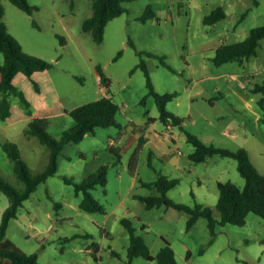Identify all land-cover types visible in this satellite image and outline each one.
<instances>
[{"label":"rangeland","instance_id":"rangeland-1","mask_svg":"<svg viewBox=\"0 0 264 264\" xmlns=\"http://www.w3.org/2000/svg\"><path fill=\"white\" fill-rule=\"evenodd\" d=\"M1 1L9 32L24 51L55 64L49 71L32 77L21 73L14 80L30 108L12 95L10 119L0 118V173L6 181L25 188L3 147L6 141L19 146L33 174L49 164L48 147L27 134L34 118H48L49 134L60 139L75 126L69 111L109 96L121 108L117 120L122 126L98 128L95 135L67 145L59 157L57 175L25 201L18 218L10 222L7 239L26 254L37 253L42 264H128L131 239L123 220L129 219L154 257L169 242L179 264H264V219L255 213L249 214L244 226L218 225L214 237L205 217L188 230L186 212L165 205L148 209L137 198L158 194L156 187L143 184L165 175L179 180L168 193L172 200L193 208L197 204L211 207L220 219L219 183L245 188L246 179L232 158L215 155L194 163L195 148L187 133L221 149H246L264 174V109L260 105L264 93L255 92L257 85H264V40L258 55L249 60L220 66L214 62L220 46L242 42L253 29L264 27V0L125 3L128 11L108 24L101 44L83 31L84 22L93 15V0H30L37 7L33 16L10 0ZM149 6L156 18L144 22L141 18ZM221 7L227 18L206 24V17ZM149 54L166 57L172 69ZM142 58L156 90L177 95L168 110L185 120L182 128L174 126L167 132L147 77L136 69ZM4 63L0 53V66ZM98 66L111 79L110 88L101 83ZM151 118L155 121L150 122ZM142 137L151 141L142 144ZM140 146L137 170L132 172L130 162ZM102 166L108 167L107 185L91 193L106 213L84 212L80 208L84 195L78 196L75 185L67 184L64 177L82 182ZM9 206V197L0 193V224ZM133 264L159 262L137 257Z\"/></svg>","mask_w":264,"mask_h":264},{"label":"trees","instance_id":"trees-1","mask_svg":"<svg viewBox=\"0 0 264 264\" xmlns=\"http://www.w3.org/2000/svg\"><path fill=\"white\" fill-rule=\"evenodd\" d=\"M16 7L33 16L37 7L33 6L30 0H10ZM137 0H93V15L83 24V31L93 36L96 43H103L108 24L114 19L122 16L128 10L124 6L125 3ZM6 10L0 0V53L5 56V63L0 66V118L7 121L12 115L11 97L12 95L21 98L27 108L30 104L24 97L23 93L15 85L14 80L19 74H25L32 77L37 72L49 71L54 68L55 64L48 60L29 55L23 49L20 41L14 37L8 29L5 22ZM156 18V13L151 6L146 9L142 21L146 22ZM227 18L226 11L221 7L216 9L212 14L206 17L205 23L214 25ZM64 44L65 40L61 38ZM264 40V27L253 29L246 40L230 45H223L217 49L214 62L220 66L231 62H244L258 55L261 42ZM131 46H135L130 42ZM123 52H119L116 60L122 56ZM143 55V52H140ZM149 57L158 58L161 63L172 69L168 64L166 57L149 54ZM141 63L136 69H142L147 77V86L150 96L156 99L157 105L161 112V121L166 125H173L182 128L185 120L174 115L168 110V104L177 98L176 94H160L153 83L148 63L145 59H141ZM101 83L110 88L111 79L108 78L101 66L97 67ZM255 92L264 93V85H257ZM147 99V98H146ZM145 99V101H146ZM260 105L264 109V99ZM120 106L112 97L105 96L96 101L78 106L69 111L68 114L74 119L75 126L66 130L62 138L57 139L50 135L48 130L50 122L48 118H34L29 124L28 135L38 137L41 142L46 145L50 151V160L47 168L39 174H33L29 165L22 158L19 146L11 141H6L3 145L8 157L14 162L18 179L24 183L25 188L20 190L11 185L0 173V193L6 194L10 199V206L3 215L0 224V264H42L39 255L26 254L18 246L7 239V231L10 222L18 218L19 211L25 201L30 199L38 187L47 182V180L58 173V160L65 150L66 146L71 143H80L86 136L95 135L98 128H121L117 117L120 113ZM31 114V112H29ZM155 119L151 118L150 122ZM264 122V117H263ZM187 140L193 144L195 152L191 155L194 163L206 162L210 157L219 155L221 157L232 158L238 162V170L246 179L245 188H241L234 183H219L220 197L217 204V211L220 219L216 218V211L211 207H204L197 204L195 208L188 205L177 203L172 200L168 193L178 184V179H170L165 175H159L154 183H144L145 187H156L158 194L149 197L137 196V198L146 205L148 209L165 205L172 207L190 215L187 228L191 230L200 218L205 217L209 222V229L212 235H217L218 225L233 224L244 226L250 213H255L264 219V174L260 173L257 167L252 163L249 153L246 149H240L237 152L221 149L214 145H208L199 137L187 133ZM141 143L144 144L145 139L142 137ZM114 147L112 150L114 151ZM141 146L136 150L130 162L132 172L137 170L138 158ZM108 167L102 166L96 173L90 175L82 182H78L73 178L64 177L67 184L75 185L76 193L84 195L80 204L81 210L88 213H106L105 207L91 193L92 190L99 186L105 187L108 182ZM57 204L56 207H60ZM123 225L130 234L131 244L128 251L129 262L133 264V260L137 257H144L149 261L157 260L159 264H179L176 252L168 242L160 251L157 257L151 254L150 248L145 239L137 234L134 223L129 219L123 220ZM99 252V247H97Z\"/></svg>","mask_w":264,"mask_h":264},{"label":"crops","instance_id":"crops-1","mask_svg":"<svg viewBox=\"0 0 264 264\" xmlns=\"http://www.w3.org/2000/svg\"><path fill=\"white\" fill-rule=\"evenodd\" d=\"M173 128H174L173 125H167V132H170L171 130H173ZM172 137H173V135H172ZM143 138L145 139L144 144L149 143L151 141L150 138H145V137H143ZM155 141H156V144H160L161 138L158 140H155Z\"/></svg>","mask_w":264,"mask_h":264}]
</instances>
